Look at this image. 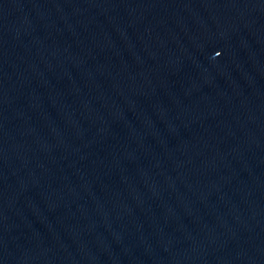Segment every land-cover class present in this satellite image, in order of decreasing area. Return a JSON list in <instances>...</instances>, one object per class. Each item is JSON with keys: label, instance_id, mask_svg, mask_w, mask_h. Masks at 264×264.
<instances>
[{"label": "water", "instance_id": "95a60500", "mask_svg": "<svg viewBox=\"0 0 264 264\" xmlns=\"http://www.w3.org/2000/svg\"><path fill=\"white\" fill-rule=\"evenodd\" d=\"M0 264H264V0H35L16 17Z\"/></svg>", "mask_w": 264, "mask_h": 264}]
</instances>
